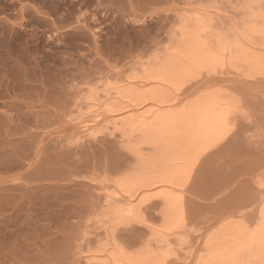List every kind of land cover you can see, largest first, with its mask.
I'll return each instance as SVG.
<instances>
[{
    "label": "rangeland",
    "instance_id": "rangeland-1",
    "mask_svg": "<svg viewBox=\"0 0 264 264\" xmlns=\"http://www.w3.org/2000/svg\"><path fill=\"white\" fill-rule=\"evenodd\" d=\"M201 22L219 58L178 89L143 82ZM155 88L173 102L138 97ZM209 96L228 127L174 188L165 229L161 187H138L160 152L140 125ZM263 207L264 0H0V264H198Z\"/></svg>",
    "mask_w": 264,
    "mask_h": 264
},
{
    "label": "bare ground",
    "instance_id": "bare-ground-1",
    "mask_svg": "<svg viewBox=\"0 0 264 264\" xmlns=\"http://www.w3.org/2000/svg\"><path fill=\"white\" fill-rule=\"evenodd\" d=\"M201 24L202 22L197 23L198 26L191 32L189 31L190 33L183 32L187 33L184 35L187 37L185 40H183L184 37L182 39L183 43L180 48L183 50L179 49L182 51L178 52L179 56L172 57L173 59L170 58V60L167 58L164 61L165 64L162 63L160 67L146 71L143 82H150L148 79H159L178 89L184 79L193 73V68L210 65L216 61L220 52L224 51L223 44L219 43L212 49L200 40V32L204 28ZM237 55L243 56L241 51H238ZM168 93L166 89L155 88L148 92L138 93V97L150 100L153 106L159 107L170 105L173 102V98ZM136 104L133 110L137 112L138 117H141L143 113L149 116L153 114L151 108L145 110L138 108L141 102ZM221 105L220 100L213 96L198 98L186 108L168 110L159 113L149 123L141 122L140 127L147 129L157 142L160 152L159 161L150 168L151 174L145 177V182L140 183L138 187L151 188L154 185L161 187L158 195L163 198L165 204L166 217L162 223L165 229L171 228L178 215V196L174 188L181 186V180L187 174L188 167L196 155L217 141L227 130L228 118ZM121 190L126 191L122 187ZM126 192H128V197L123 200L129 203L130 198L136 194L135 191ZM205 253L198 264H260L264 256V207L260 210L258 222L253 228L227 225L226 228L224 227L222 236L210 239ZM138 259L140 258H135V260ZM145 259L136 262L139 264L153 262ZM111 260V263L116 262V258ZM133 260L134 258L131 259ZM105 264H109L108 261H105Z\"/></svg>",
    "mask_w": 264,
    "mask_h": 264
}]
</instances>
